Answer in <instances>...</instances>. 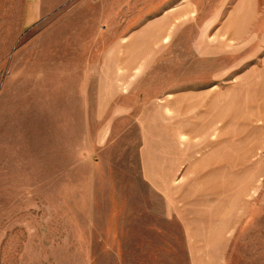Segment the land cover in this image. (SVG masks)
<instances>
[{
	"label": "rangeland",
	"instance_id": "rangeland-1",
	"mask_svg": "<svg viewBox=\"0 0 264 264\" xmlns=\"http://www.w3.org/2000/svg\"><path fill=\"white\" fill-rule=\"evenodd\" d=\"M0 264H264V0H0Z\"/></svg>",
	"mask_w": 264,
	"mask_h": 264
},
{
	"label": "crops",
	"instance_id": "crops-1",
	"mask_svg": "<svg viewBox=\"0 0 264 264\" xmlns=\"http://www.w3.org/2000/svg\"><path fill=\"white\" fill-rule=\"evenodd\" d=\"M27 2L29 3H33V2H41V0H26ZM53 2H71L72 0H52ZM170 15V13H169ZM165 15H163L162 17H159L160 20L162 19L163 21L161 22L162 25H164V33H167V30L169 31V25L166 26L168 23L166 22V20L169 21V18L170 17H174L175 14H172L170 17H168L166 19V16L164 17ZM30 18H35L34 15H31ZM165 19V21H164ZM151 29H147L146 30V40L145 41V44L146 45H152L154 43L153 39H150L151 38V34L149 35V32H150ZM167 40V38L165 39ZM113 51H110V49L108 51H110L111 53L108 54L107 56L104 54V58L100 61V62H121L122 59L120 58V54L118 52L121 51V47L119 45V43H115V46L112 48ZM133 49L132 47H129V50ZM114 52V53H113ZM195 54L199 55V58L200 60L203 59L205 61H216L215 57V53L213 52V49H206V50H198L197 47H195ZM136 56V55H135ZM135 59V58H134ZM100 60V59H99ZM125 62H132V60H127Z\"/></svg>",
	"mask_w": 264,
	"mask_h": 264
}]
</instances>
